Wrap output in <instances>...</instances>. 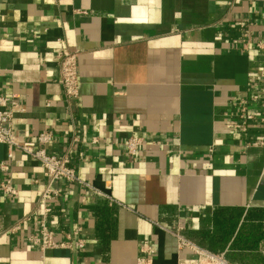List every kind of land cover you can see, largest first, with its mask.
Instances as JSON below:
<instances>
[{
  "label": "crops",
  "instance_id": "crops-1",
  "mask_svg": "<svg viewBox=\"0 0 264 264\" xmlns=\"http://www.w3.org/2000/svg\"><path fill=\"white\" fill-rule=\"evenodd\" d=\"M241 19L253 23L249 50ZM260 41L264 0H0V91L24 108L15 137L51 131L49 150H70L79 176L101 192L59 183L65 195L49 202V226L59 242L80 228L86 246L44 255L28 243L42 219L43 169L18 148L8 159L0 143V166L11 167L0 169V186L19 190L13 198L0 187V264H138L147 239L154 264L192 256L158 223L184 226L233 262L264 264V240L250 237L264 232V148L249 146L264 124L242 131L234 117L264 70ZM65 48L80 51L71 104L59 80ZM132 135L147 141L135 160L124 144Z\"/></svg>",
  "mask_w": 264,
  "mask_h": 264
},
{
  "label": "built area",
  "instance_id": "built-area-1",
  "mask_svg": "<svg viewBox=\"0 0 264 264\" xmlns=\"http://www.w3.org/2000/svg\"><path fill=\"white\" fill-rule=\"evenodd\" d=\"M80 13L87 12L81 11ZM252 24V21L249 19H241L236 24L239 41L242 43L244 50H249L254 43L251 32ZM255 44L257 48L264 49V42L260 41ZM79 56V50H71L69 48H65L57 54L60 66L59 80L69 104L77 99L81 92ZM251 90L252 93L249 97H239L234 104L236 106L234 113L235 122L240 124L242 131H247L248 125L254 121H260L264 124V70L253 81ZM252 103L258 108L253 107ZM23 110L24 108L18 96H5L0 91V143L9 148L8 159L13 157V149L18 148L40 163L46 178V185L42 190L39 200V204L43 207L42 219L37 223L38 232L30 236L28 243L39 246L44 255L49 250L57 248L83 250L86 246V241L79 237L80 228L75 229L67 235L68 241L59 242L57 240V232L49 226V220L53 214V208L49 202L56 201L65 195L64 188L59 184L63 181L69 184L86 186L93 194L101 195V192L79 176L75 165L72 163L70 150L63 154H56L49 150V146L54 139V134L51 131L44 130L40 132L37 138L32 141L20 142L15 137L16 114ZM76 142L77 139L75 138L69 149L74 148ZM146 143V139L142 136H130L124 143L127 155L135 160ZM249 146L264 148V133L258 138H253L249 142ZM210 152L213 153L214 150L210 149ZM83 157L84 153H80V158ZM10 168L8 161L1 163V170L9 171ZM260 182L264 184V168ZM0 187L2 193L13 198H18L19 190L13 185L11 180L3 181ZM110 199L113 200L111 197ZM158 225L177 238L179 250L187 249L192 253L190 257H179L174 264H240L231 261L226 252L212 251L188 238L184 233L185 227L182 225L176 228L159 223ZM20 226L19 223L13 226L10 232L16 233L20 229ZM140 252L141 256L137 260L138 264H154L151 255L156 251L149 239L143 242Z\"/></svg>",
  "mask_w": 264,
  "mask_h": 264
},
{
  "label": "trees",
  "instance_id": "trees-1",
  "mask_svg": "<svg viewBox=\"0 0 264 264\" xmlns=\"http://www.w3.org/2000/svg\"><path fill=\"white\" fill-rule=\"evenodd\" d=\"M250 237L255 240L256 244V242L258 243L264 240V232H262V230L258 228L254 233L250 235Z\"/></svg>",
  "mask_w": 264,
  "mask_h": 264
}]
</instances>
